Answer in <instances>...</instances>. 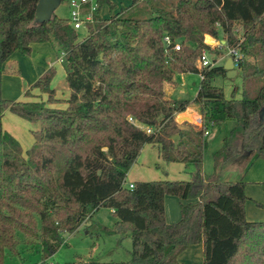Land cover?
Segmentation results:
<instances>
[{
    "label": "trees",
    "instance_id": "1",
    "mask_svg": "<svg viewBox=\"0 0 264 264\" xmlns=\"http://www.w3.org/2000/svg\"><path fill=\"white\" fill-rule=\"evenodd\" d=\"M38 1L0 0V264L6 250L18 252L21 241H37L41 264H48L64 235L101 206L117 218L114 228L96 222L87 232L119 239L128 232L132 263L180 264L178 254L201 243L202 264H264V219L246 218L244 181L222 178L233 165L264 157V0H156L134 15L121 7L105 18L101 6L111 12L115 5L96 0L81 38L70 20L54 12L39 20ZM205 34L225 41L205 44ZM164 35L180 49L167 47ZM40 42H50L57 58L63 53L67 97H56L51 87L53 66L24 90L25 100L2 97V74L18 71L7 60L15 51L30 54L31 44ZM229 46L244 55L235 68L242 78L239 98L237 87L227 98L213 84L227 72L225 61L214 55ZM202 47L213 65L196 64ZM186 72L200 75L194 98H166L164 84ZM189 105L198 107L200 125L175 119ZM6 109L33 126L25 153L3 128ZM227 119L234 125L206 174L204 131ZM147 143L166 162L193 165L190 177L134 181L129 187L126 174ZM165 195L186 201L176 222L165 219Z\"/></svg>",
    "mask_w": 264,
    "mask_h": 264
},
{
    "label": "rangeland",
    "instance_id": "2",
    "mask_svg": "<svg viewBox=\"0 0 264 264\" xmlns=\"http://www.w3.org/2000/svg\"><path fill=\"white\" fill-rule=\"evenodd\" d=\"M110 1L115 5L113 10L110 12L107 5H102L99 11L101 17H108L120 10L121 7H128L125 13L127 16H131L136 13L137 9H143L156 0H139L136 7H129L133 0ZM53 12L58 17L69 20L70 7L68 0L58 1ZM77 31L79 32V38L86 34L85 26L78 28ZM211 37L215 42L222 40L221 35L218 38ZM203 39L204 42L205 39L208 41L209 35L206 34ZM47 44L54 48L50 42H47ZM214 45L213 43L211 46ZM53 51H55V48ZM226 53L227 48L225 47L223 53L214 56L218 62H224L228 58ZM35 56H37V53ZM211 56L212 54L210 53ZM8 62L14 65L18 71L4 72L2 74L1 95L11 100H25L26 97L23 93L28 87L27 78L37 73L41 68V64L36 59H33L31 55H21L17 51L13 52ZM196 64H198V59H196ZM173 80V84H164L165 97L188 100L194 98L200 81L198 73H175ZM51 81H53L52 84L56 85L57 89L66 90L62 64L58 63L55 67V74ZM213 84L221 87L227 98L231 97L233 87H237L234 95L238 98L241 97L242 78L240 72L233 78L216 77L213 80ZM181 113L177 114L176 117L181 115ZM1 122L7 131H13L17 135L16 137L13 136L20 141L23 153H25L33 143V137L30 132L33 126L27 120L18 117L7 109L1 116ZM232 125H234V121L227 119L219 126L208 127L211 134L206 138L207 146L203 153L201 165L204 173H212L213 153L221 147L222 140L228 135ZM248 162L247 164V160H244L237 163L235 168L227 169L223 173L222 178L229 181L242 180L245 182V193L247 195L245 215L248 220L257 221L264 219V157H250ZM193 170V165L184 167L179 162L164 161L159 157L157 147L147 143L142 146L136 161L128 170L125 181L128 183L142 180L188 179ZM167 196L172 198L170 201L166 200L167 217L171 219L172 213L176 217L168 222H176L180 218V203L186 201L174 195ZM116 221L117 218L110 208L99 207L74 232L64 235L63 243L55 253L47 258L46 262L48 264H114L116 262L135 264L130 261L131 239L128 232L121 239H119L120 236L117 234H106L103 232L91 234L87 232V229L93 230L96 222L108 228H114ZM91 225L92 227H90ZM18 238L20 240L27 239L22 233L18 234ZM21 242L17 248V253L10 250L5 251L2 264H41L43 254L39 243L34 241L24 245V242Z\"/></svg>",
    "mask_w": 264,
    "mask_h": 264
},
{
    "label": "crops",
    "instance_id": "3",
    "mask_svg": "<svg viewBox=\"0 0 264 264\" xmlns=\"http://www.w3.org/2000/svg\"><path fill=\"white\" fill-rule=\"evenodd\" d=\"M49 43V42H48ZM54 48L52 46H48L47 42H40V43H32L31 44V52L29 55L32 56L33 59H36V61L41 64V68L39 69V71H37V75H31V77L27 78V85L28 87L49 67L53 66L54 68L57 66L58 63H60L57 60L56 57V53L55 51H53ZM35 52V54L37 53V56H35V54H33ZM13 54V53H12ZM11 57V56H10ZM10 58L7 60L9 61ZM61 64V63H60ZM36 76V77H34ZM53 81H51V87H55L56 88V97L58 98H65L68 95V90L66 88V90H59L57 89L56 85L52 84ZM174 83V82H173ZM172 83V84H173ZM27 87V88H28ZM32 93L36 94L37 91L35 89H33L31 91ZM197 92V91H196ZM166 96V94H165ZM169 98V97H166ZM26 99V98H25ZM56 105H62V103H58ZM19 117V116H18ZM184 117H188L189 120H187ZM21 118V117H20ZM198 118H200V114L198 111V107L196 105H189L182 113L181 115L176 117V120L181 123L184 120H187L189 122H193V123H197ZM233 126V125H232ZM3 128L5 129V127L3 126ZM232 128V127H231ZM230 128V129H231ZM6 130V129H5ZM11 132L12 135H14L15 137L17 136L13 131H8ZM211 134V132L208 130V133L205 135V138H207L209 135ZM20 142V141H19ZM207 142V140H206ZM236 165V164H235ZM235 165H233L231 168H235ZM229 168V169H231ZM130 183V182H128ZM172 198H168L167 195H165L164 197V209H165V219L166 221H172L173 219H175L176 217H174V213L171 214V219L167 217V208H166V200H171ZM202 251H203V247L201 243H196L193 245L188 246L187 248H185L184 250H182L177 258L180 262V264H202V260H203V255H202Z\"/></svg>",
    "mask_w": 264,
    "mask_h": 264
},
{
    "label": "built area",
    "instance_id": "4",
    "mask_svg": "<svg viewBox=\"0 0 264 264\" xmlns=\"http://www.w3.org/2000/svg\"><path fill=\"white\" fill-rule=\"evenodd\" d=\"M68 4L70 7V15H69L70 19L69 20L75 29L84 27L86 23L93 21V12L95 11L96 5H97L96 0H68ZM216 24L218 25V23ZM163 40L167 47L171 46V48L174 50L180 49V43L178 41H174L173 39H171L169 35H164ZM224 41L225 40L222 39V40L215 42L214 39L209 35V40L207 41L205 39L204 43L208 45H213L214 43L215 45L220 46L221 44L224 43ZM226 54L228 58L232 59L234 68L238 66L239 62L244 57L243 53L236 46L227 47ZM62 57H63V53H61V55L59 56V58H57V60L61 62ZM213 64H214V61L210 57V53L208 49L206 47H202L200 50L199 57H198V66L205 67V66H211ZM128 120L141 126L135 121V119L132 116H128ZM196 124L197 125L201 124V116L200 118H198ZM145 129L146 131L149 132L151 128L145 127ZM207 133H208V130H205L204 134L206 135ZM128 186L132 187L133 186L132 182L128 183Z\"/></svg>",
    "mask_w": 264,
    "mask_h": 264
},
{
    "label": "water",
    "instance_id": "5",
    "mask_svg": "<svg viewBox=\"0 0 264 264\" xmlns=\"http://www.w3.org/2000/svg\"><path fill=\"white\" fill-rule=\"evenodd\" d=\"M60 0H39L37 4V16L39 20L48 18L56 7V3ZM226 69V77L233 78L237 74V70L233 66L231 58H227L223 64ZM189 120L188 117H184Z\"/></svg>",
    "mask_w": 264,
    "mask_h": 264
}]
</instances>
